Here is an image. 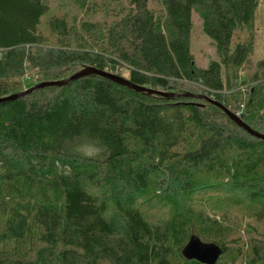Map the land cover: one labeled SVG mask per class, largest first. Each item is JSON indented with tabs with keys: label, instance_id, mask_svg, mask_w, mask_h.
I'll use <instances>...</instances> for the list:
<instances>
[{
	"label": "trees",
	"instance_id": "16d2710c",
	"mask_svg": "<svg viewBox=\"0 0 264 264\" xmlns=\"http://www.w3.org/2000/svg\"><path fill=\"white\" fill-rule=\"evenodd\" d=\"M69 1L85 19L53 16L49 0H0V99L89 68L193 97L91 75L0 103V264H200L182 255L192 236L222 249L217 264H264V233L245 240L194 204L228 191L264 221V139L207 101L264 135V61L255 88H240L260 0ZM194 15L214 48L207 67L192 51ZM82 140L107 151L82 158Z\"/></svg>",
	"mask_w": 264,
	"mask_h": 264
},
{
	"label": "rangeland",
	"instance_id": "374dc122",
	"mask_svg": "<svg viewBox=\"0 0 264 264\" xmlns=\"http://www.w3.org/2000/svg\"><path fill=\"white\" fill-rule=\"evenodd\" d=\"M49 6L53 16L63 17L69 22L73 18H77V20L85 19L80 8L74 6L69 0H49ZM44 32L49 34L47 30ZM191 43L197 64L200 67H207L209 60L215 58L214 48L211 41L204 35L201 22L196 15H194ZM261 61H264V0H260L255 22V52L251 64L241 74L243 81L247 76L246 84L240 86L241 92L247 93L250 89L255 88L254 75L256 73L259 75L256 65ZM123 76L127 77L128 74L124 73ZM261 115H264V110L261 111ZM195 201V207L202 211L205 216L213 220L216 219L229 227H234L235 233L245 240L252 230L258 234L264 233V221L256 217V207L252 206L241 195L208 189V191H201ZM140 203L151 217L155 215L157 219H161L166 212L162 207L156 208L158 206L152 205L151 202L141 201ZM227 264L242 263L239 260L233 261V259H230Z\"/></svg>",
	"mask_w": 264,
	"mask_h": 264
},
{
	"label": "water",
	"instance_id": "95a60500",
	"mask_svg": "<svg viewBox=\"0 0 264 264\" xmlns=\"http://www.w3.org/2000/svg\"><path fill=\"white\" fill-rule=\"evenodd\" d=\"M91 75H99V76L111 79L112 81H115L116 83H118L120 85L126 86L130 89L137 91V92H146L149 95L156 94V95L164 96V97H168V98H179V97L189 98V97H193L191 95L164 94V93H160V92H153V91L147 90L145 88L138 87V86L132 84L130 81L125 80L123 78H120L118 76H112L110 74L102 73L100 71L93 70V69L89 68V69H84L83 71L77 73L76 75H74L73 77H71L67 80L42 83V84L36 85V86H34L28 90H25L22 93H19V94H16V95L4 98V99H0V103L18 100L20 98L29 96V95L33 94L34 92L39 91V90L44 89V88H47V87L66 86L69 83L74 82L80 78L91 76ZM196 98H200V97H196ZM207 101L214 104L215 106L220 108L222 111H224L229 117H231L235 122H237L241 127H243L248 132H250L251 134L255 135L258 138L264 139V135L256 133L253 130H251L239 118L234 116L228 109H226L222 105H220L217 102H214L212 100H207ZM222 254H223V251L218 245H216L215 243H204L197 236H192L190 238V241L187 243V245L185 246V248L182 251V255L187 260H190V261L195 260V261L199 262L200 264H217L220 257L222 256Z\"/></svg>",
	"mask_w": 264,
	"mask_h": 264
},
{
	"label": "clouds",
	"instance_id": "9594fccd",
	"mask_svg": "<svg viewBox=\"0 0 264 264\" xmlns=\"http://www.w3.org/2000/svg\"><path fill=\"white\" fill-rule=\"evenodd\" d=\"M76 151L82 158L99 159L107 151V146L98 140H82L77 144Z\"/></svg>",
	"mask_w": 264,
	"mask_h": 264
}]
</instances>
